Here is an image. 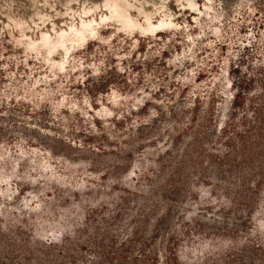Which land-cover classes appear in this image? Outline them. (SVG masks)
Returning a JSON list of instances; mask_svg holds the SVG:
<instances>
[{
    "label": "rangeland",
    "instance_id": "rangeland-1",
    "mask_svg": "<svg viewBox=\"0 0 264 264\" xmlns=\"http://www.w3.org/2000/svg\"><path fill=\"white\" fill-rule=\"evenodd\" d=\"M243 48L264 54V0H0V264H201L243 243L263 252L231 260L264 264V150L213 146ZM206 91L225 98L195 144L180 112Z\"/></svg>",
    "mask_w": 264,
    "mask_h": 264
},
{
    "label": "trees",
    "instance_id": "trees-1",
    "mask_svg": "<svg viewBox=\"0 0 264 264\" xmlns=\"http://www.w3.org/2000/svg\"><path fill=\"white\" fill-rule=\"evenodd\" d=\"M242 52L244 53L238 56L236 60L237 62L232 60L234 56H232V59H229L231 62V64H229L230 71L226 73H230L231 75V80L229 81L230 89L232 91L231 94H229L230 106L225 109V120L214 126L213 132L215 134V143L213 146L217 144L227 147L232 143L231 141L236 138L238 143V147L236 144V148L238 150L244 151L248 146L252 151L251 153L254 155L253 151L257 148H262L264 150V54L259 53L256 57L250 58L251 60L248 61L247 58L249 57V54L247 48H243ZM193 59L195 60L196 58ZM204 59H200V61H198V65L200 67H197V74L194 75L196 80L195 88H200L205 85L206 75H211L213 73L212 66L214 58L207 57ZM257 61L258 64L256 65ZM245 63H248L247 66H245ZM104 83L105 80H102L99 82V85L103 86ZM205 93L208 96L206 99L207 102L203 101V98H200L197 93V97L191 98V102L183 106L185 110L183 109L180 112V118L189 117L188 120L192 119V123H185L186 128L180 130V132L182 131L183 133H186L184 131L188 130L189 132H193L194 135L192 136V139L195 141V144L198 143H196V141H199V138L197 136V131L194 130V124L200 123L201 127L204 126L205 123L211 125L213 112L215 113L217 104L219 103L216 99L219 98L220 100H223L225 98V96L219 97V91H215L214 94L209 91H206ZM179 95H183V88L181 85L179 87ZM204 106L207 111L202 116L204 118L199 120L200 111L205 109ZM240 109L246 111L241 116L237 112V110ZM252 115L255 116L256 120L253 125H250L248 117H251ZM177 119L178 117L171 125V131L173 130L174 135L179 133V131H174L176 127H178ZM235 120H237L238 123L236 125L234 124ZM240 127H243V130H240ZM207 137L209 136L206 135L203 138ZM173 146L174 141L172 139L167 148H171ZM202 155L204 156V154ZM226 156L227 153H224L223 157L226 158ZM217 157L218 155L214 152H209V155L204 156V158L209 160V162L213 161L220 164L221 161L218 160ZM262 229L264 228L258 227V233L263 235L264 230ZM46 241L49 243V246L53 244L49 239H46ZM238 247L239 248H225V250L219 255L210 252L205 255L201 254L198 257L199 259L197 262L201 264H235V261L231 260V257L236 256L237 253L241 255L246 253L256 255L257 253L260 254L263 252V247L254 243H243L238 245Z\"/></svg>",
    "mask_w": 264,
    "mask_h": 264
}]
</instances>
